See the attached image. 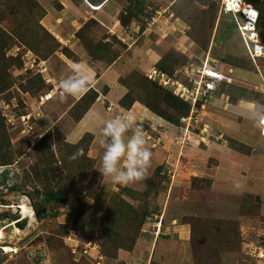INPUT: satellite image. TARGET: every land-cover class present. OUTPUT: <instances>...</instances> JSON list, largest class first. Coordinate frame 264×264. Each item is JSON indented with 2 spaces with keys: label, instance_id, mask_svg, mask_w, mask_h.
I'll list each match as a JSON object with an SVG mask.
<instances>
[{
  "label": "rangeland",
  "instance_id": "obj_1",
  "mask_svg": "<svg viewBox=\"0 0 264 264\" xmlns=\"http://www.w3.org/2000/svg\"><path fill=\"white\" fill-rule=\"evenodd\" d=\"M37 1L0 0V220L25 199L36 216L0 241V264H264V138L237 110L242 101L261 104L264 57L251 61L238 24L221 15L222 0H70L67 11L58 0ZM244 2L260 12L264 48V0ZM107 4L116 36L99 24ZM73 16L79 25L68 29ZM209 57L228 78L230 67L250 78L231 76L212 99L189 106L148 81L157 67L180 80ZM117 61L127 94L117 111L133 104L167 122L157 131L134 118L154 156L147 176L128 184L100 176L94 135L69 140L95 102L98 132L115 107L99 88L62 96L58 87L75 63ZM77 149L83 155L71 159ZM155 218L163 222L158 239L150 235ZM178 225H186L181 236ZM179 238L189 251L176 247Z\"/></svg>",
  "mask_w": 264,
  "mask_h": 264
},
{
  "label": "clouds",
  "instance_id": "obj_2",
  "mask_svg": "<svg viewBox=\"0 0 264 264\" xmlns=\"http://www.w3.org/2000/svg\"><path fill=\"white\" fill-rule=\"evenodd\" d=\"M235 24L237 25L236 22ZM219 67L225 74L223 68ZM92 83L90 76L77 63L73 65L70 75L62 76L58 80V87L62 96H77L87 92ZM255 115L258 120L264 121V112H257ZM97 118L103 120L100 116ZM97 143L102 150L98 172L109 183L128 184L140 181L147 176L154 154L145 146L143 128L134 123V118L130 114L116 115L112 119L103 121ZM81 155H83V150L77 149L71 159H76Z\"/></svg>",
  "mask_w": 264,
  "mask_h": 264
},
{
  "label": "crops",
  "instance_id": "obj_3",
  "mask_svg": "<svg viewBox=\"0 0 264 264\" xmlns=\"http://www.w3.org/2000/svg\"><path fill=\"white\" fill-rule=\"evenodd\" d=\"M58 1L61 3L62 7L63 6L65 7L66 11L68 9L71 10L74 8V4L70 0H58ZM64 1H67L68 4L66 5V3H64ZM106 1H108V0H103L101 3H98V5H100V4L104 5ZM37 2H39V5L46 7L45 3L47 2V0H43V1L38 0ZM108 5L109 4H107V6L104 7V9H103V11L105 10V12H103L105 14L103 16L104 21L101 20L102 22L101 21L100 22L97 21V22H99V24L105 28V30L103 29V35H109L111 37V36H116L115 35L116 33H114L115 29H111L112 28L111 26L113 25V23L111 22V20L113 19L112 13L114 11H113L112 7H109V11H108ZM106 8H107V10H106ZM77 17H74V19H72V18L69 19V22H65V25L67 26L68 29L70 28V26L72 27L76 23H77V26L79 25V19L80 18H79V16H77ZM109 36L106 37V40L107 39L109 40ZM65 39H67V37ZM66 41L68 42L69 40H66ZM79 54H82V52L79 51ZM75 64H77V63H75ZM78 64H80L82 66V68L90 76V78H92L95 75V72L97 71L96 78H95V80L92 83V86L90 88L91 89L99 88L100 92H98V91L97 92L99 93V96H101L100 100H104L105 103H108L112 107H115L114 112H117L119 114L120 112L123 111L122 113H120V115L130 114L133 118H138V120L143 121L147 125L152 126L154 124L157 126V128H156L157 131H159V128H161V127H166L167 122H165V121L163 122V120H161L159 118L154 119L153 117L146 116V114L140 110H138V112L135 111V108L132 107L133 104H131V107L128 109H119L121 111H117L118 110L117 107H118L119 102L127 95L125 87L120 83V79L125 75L126 69H122V68L118 67V61L109 67H108V65L107 66L104 65V68H101V65L98 64V67L96 66L95 68H93L94 70L90 69L89 67L86 66V64H84L82 62H79ZM255 66H257V65H255ZM72 68H73V66L71 67V69ZM227 72L232 77H234V75H237V77H239V79H249L250 78L247 75V73H245L244 71L233 69L231 67L228 69ZM230 77H229V82H232L233 79H232V77L231 78ZM258 77H259V81L257 83L262 86L261 89L263 90V93H264L263 77L261 75H257L256 78H258ZM96 103H98V102H95L92 105V107L86 111L84 116L76 124L74 130L70 133V136H69V140L71 139V141H78L83 137V135H85L87 133L94 135L95 139L93 140L91 147L93 148L95 146V148L92 149L93 153H90L91 158H97V157L101 156V152H102L101 149H99V151L97 150L98 149L97 147H99L98 143H97V137L99 135V132L97 131L95 125L92 124V122L97 124V121H98L97 117L100 116L101 110H102L101 107L97 106ZM95 106H97V107H95ZM259 106L260 105H257V104L252 103V102L242 101L240 108L238 107L239 109H237L238 112L240 111L243 114L246 121L249 120V121H251V123L254 124V126L256 127V131H258L257 125H258L259 121H257L255 114L257 112H261ZM142 117L144 119H142ZM88 120L90 121L89 125H85V122ZM158 120H160V121H158ZM78 132H80V133L78 134ZM160 132L162 133V131H160ZM162 136H163V133H162ZM259 136H260V133H259ZM261 139H262V137H261ZM261 141L262 140H260V142ZM92 150H91V152H92ZM166 158L167 157H165L164 159H166ZM169 160L171 161V159H169ZM218 164H219V167L221 168V167H223L224 164L225 165L227 164V161H226V159H224L221 156V157H219ZM262 214H264V211H262ZM172 229L174 230L173 232L175 234L180 235L183 232H186V225H182V226L178 225V226L173 227ZM180 238L177 241L176 247L178 248V246L180 244L182 247H185L186 250L189 251V244L186 241L185 242L182 241ZM188 251H186L187 258H188L189 262L191 263L192 257L190 254H188ZM176 255H179V252H177ZM168 263L170 264V262H168Z\"/></svg>",
  "mask_w": 264,
  "mask_h": 264
},
{
  "label": "built area",
  "instance_id": "obj_4",
  "mask_svg": "<svg viewBox=\"0 0 264 264\" xmlns=\"http://www.w3.org/2000/svg\"><path fill=\"white\" fill-rule=\"evenodd\" d=\"M229 0H222V16H232L235 19V22L241 28H247L246 38H244V44L248 51L249 58L254 62L257 59H260L264 56V48L261 45V41L259 39V35L257 32V20L259 17V11L249 3L244 2V0H239L235 2L231 1L232 9L227 7V3ZM249 8L251 12L255 13V19L252 21L247 15L244 14V7ZM240 10V11H237ZM242 13V15H240ZM239 17V18H238ZM251 20V21H250ZM214 62L213 60H209ZM201 63L199 67H195L194 65H190L185 69V72L180 80H177L176 74L175 76H168V74L161 72L157 68H153L149 71L148 79L154 83H158L163 86L164 89L172 91V93L181 98L184 101H206L208 98L212 99L214 95L219 91L220 87L229 83V78L225 75L220 69L219 65L211 62ZM181 81V84H180ZM189 103V102H188ZM264 106V97L260 104ZM261 112H264V107H262ZM30 119V118H29ZM28 119V120H29ZM259 133L262 138H264V121H260L258 123ZM155 222L152 225V234L158 239L162 236V228L163 222L157 223V218H155ZM148 220V224H149ZM148 229V230H151ZM143 234H148L147 230H142ZM264 254V253H263Z\"/></svg>",
  "mask_w": 264,
  "mask_h": 264
},
{
  "label": "bare ground",
  "instance_id": "obj_5",
  "mask_svg": "<svg viewBox=\"0 0 264 264\" xmlns=\"http://www.w3.org/2000/svg\"><path fill=\"white\" fill-rule=\"evenodd\" d=\"M234 1L238 2L239 0H234ZM227 7L229 9H232L230 0L227 3ZM249 8H251V7H246V6L244 7V14L247 15L253 21L255 19V13L251 12ZM94 10H100V8H95ZM237 11H240V10H237ZM238 26H241V24H239ZM239 31L241 33V36L246 38L247 28H241V29L239 28ZM209 59H210V57L206 61L208 62ZM28 201L29 200L25 199L24 202L19 203L17 205V207L15 208L16 210L18 209L17 214L10 221H1L0 220V241L3 240L6 236V234L10 231H12L13 233H15L17 235L20 234V232H18V230H21L29 222V220H34L35 215H34L33 209L29 206ZM6 250L11 251L12 249L6 248ZM262 255H263V253H262Z\"/></svg>",
  "mask_w": 264,
  "mask_h": 264
},
{
  "label": "trees",
  "instance_id": "obj_6",
  "mask_svg": "<svg viewBox=\"0 0 264 264\" xmlns=\"http://www.w3.org/2000/svg\"><path fill=\"white\" fill-rule=\"evenodd\" d=\"M259 17H260V16H259ZM258 21H259V18H258ZM258 21H257V23H258ZM157 68H158V70H160V71L163 72V73L168 74L169 76H174V74H169V73L163 71L162 69H160L159 67H157ZM148 81L151 82L153 85L157 86L158 88L162 89L163 91L170 93L174 98L178 99L179 101H181V102H183L184 104H186V105L189 106V103H186V102H185L184 100H182L181 98L175 96V95L172 93V91H170V90H166V89H164V88H161V87L158 86L156 83H154V82H152V81H150V80H148Z\"/></svg>",
  "mask_w": 264,
  "mask_h": 264
}]
</instances>
